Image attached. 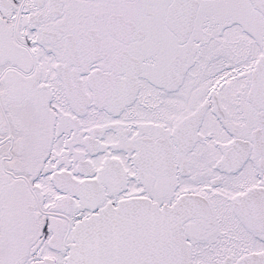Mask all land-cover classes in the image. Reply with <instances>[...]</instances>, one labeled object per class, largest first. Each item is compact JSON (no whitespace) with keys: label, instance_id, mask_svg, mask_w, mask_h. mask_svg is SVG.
Masks as SVG:
<instances>
[{"label":"snow or ice","instance_id":"obj_1","mask_svg":"<svg viewBox=\"0 0 264 264\" xmlns=\"http://www.w3.org/2000/svg\"><path fill=\"white\" fill-rule=\"evenodd\" d=\"M0 264H264V0H0Z\"/></svg>","mask_w":264,"mask_h":264}]
</instances>
